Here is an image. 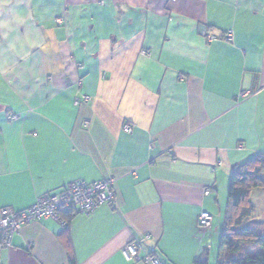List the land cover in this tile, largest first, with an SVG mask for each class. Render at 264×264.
Masks as SVG:
<instances>
[{
	"label": "crops",
	"instance_id": "0c3cea01",
	"mask_svg": "<svg viewBox=\"0 0 264 264\" xmlns=\"http://www.w3.org/2000/svg\"><path fill=\"white\" fill-rule=\"evenodd\" d=\"M263 152L264 0H0V208L116 179L113 205L25 225L0 264H70L66 237L75 264H144L134 240L196 264L233 168Z\"/></svg>",
	"mask_w": 264,
	"mask_h": 264
},
{
	"label": "built area",
	"instance_id": "2783aa9c",
	"mask_svg": "<svg viewBox=\"0 0 264 264\" xmlns=\"http://www.w3.org/2000/svg\"><path fill=\"white\" fill-rule=\"evenodd\" d=\"M100 4H103V2ZM225 38L232 41V31H229ZM209 39L214 40V37L210 36ZM141 53L143 55L149 54L147 51ZM79 67L82 68V65L80 64ZM83 100L88 101L90 97L83 95ZM17 116L10 115L8 119L15 120ZM123 130L130 132L131 127L125 125ZM115 182L116 179L114 178H106L93 183L75 181L56 193L37 197L33 205L24 211H14L10 207L0 208V260L2 252L11 247L13 236L18 234L25 225L45 219H53L62 227L67 228L68 223L63 217L65 213L88 216L102 204L113 205L115 201ZM213 194L214 191L211 188L203 190L204 197H211ZM212 222V215L206 211L202 212L198 219L200 233L210 231ZM146 238H149V235H146ZM139 244L138 241L134 240L121 249L122 256L127 262L162 264L154 255L142 254Z\"/></svg>",
	"mask_w": 264,
	"mask_h": 264
},
{
	"label": "trees",
	"instance_id": "16d2710c",
	"mask_svg": "<svg viewBox=\"0 0 264 264\" xmlns=\"http://www.w3.org/2000/svg\"><path fill=\"white\" fill-rule=\"evenodd\" d=\"M255 189L264 191V152L232 170L216 264H264V222L251 219L255 207L250 194ZM72 216L69 212L63 215L68 225ZM65 240L69 263L75 264L69 238ZM195 263L208 264L206 249Z\"/></svg>",
	"mask_w": 264,
	"mask_h": 264
},
{
	"label": "rangeland",
	"instance_id": "374dc122",
	"mask_svg": "<svg viewBox=\"0 0 264 264\" xmlns=\"http://www.w3.org/2000/svg\"><path fill=\"white\" fill-rule=\"evenodd\" d=\"M251 202L253 203L255 207V211L251 216V219L257 220L259 222H264V191L255 189L254 192L251 195ZM219 224H222V220H219ZM219 242L220 237L218 239L217 246L214 245L213 250L210 251L208 255V262L209 264H216L217 256L219 253ZM214 244V243H213Z\"/></svg>",
	"mask_w": 264,
	"mask_h": 264
}]
</instances>
